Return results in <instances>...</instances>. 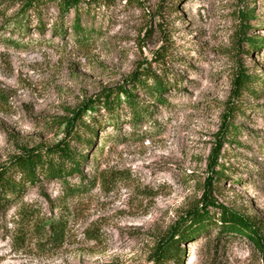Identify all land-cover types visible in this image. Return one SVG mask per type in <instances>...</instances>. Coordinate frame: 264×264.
I'll return each mask as SVG.
<instances>
[{
  "label": "rangeland",
  "instance_id": "374dc122",
  "mask_svg": "<svg viewBox=\"0 0 264 264\" xmlns=\"http://www.w3.org/2000/svg\"><path fill=\"white\" fill-rule=\"evenodd\" d=\"M21 5L0 0V164L56 142L72 111L147 70L166 89L158 102L136 85L146 105L136 123L126 105L116 108L117 127L104 109L83 114L97 132L90 150L91 135L81 145L94 185L65 196L58 180L26 183L0 212V264H153L157 241L205 192L260 220L264 236V50L240 39H264V0H81L65 12L42 0L23 13ZM239 60L261 79L258 96L245 95L233 114L213 168L224 176L209 188L208 157ZM23 207L30 218L19 216ZM216 235L210 227L180 240L178 264H264L248 240Z\"/></svg>",
  "mask_w": 264,
  "mask_h": 264
},
{
  "label": "trees",
  "instance_id": "16d2710c",
  "mask_svg": "<svg viewBox=\"0 0 264 264\" xmlns=\"http://www.w3.org/2000/svg\"><path fill=\"white\" fill-rule=\"evenodd\" d=\"M57 3L58 9L61 12L75 9L81 0H54ZM42 0H21V13L28 9H37ZM250 12H242L241 17H252ZM78 17L75 18L74 27L79 28ZM248 24H244L246 29ZM241 40L247 42L251 48L263 47L264 39L255 37L243 36ZM236 68L233 71L229 99L227 100L225 111L223 112L222 121L219 128V133L216 135L217 142L210 153L209 162L211 164V173L208 176L207 183L209 188H213L214 184L224 176L220 169L213 170L218 166L217 157L220 155V147H222L227 138L225 135L234 125L231 123L233 114L240 111L242 99L245 95L258 96L257 85L261 81L256 74H249L245 67H242V62L239 60ZM134 75L135 84L119 85L114 88L103 90L100 94L90 98L84 102L82 106L72 111L71 116L66 118L65 131L62 138L56 142L40 147H23L21 151L12 156L9 160L0 164V212H2L11 201H19V195L25 187L26 183L38 184L40 180H58L61 183L63 195L75 196L85 192L91 185H94V179L88 178L83 172L82 166L87 158V154H83L81 145L85 143L84 134L92 136L86 151L90 150L95 143L97 134L96 128L90 121L83 118V114L87 111H98L104 109L107 117L112 119L111 125L118 126L116 119V108L121 105H126L130 108V114L127 119L131 123L141 121L146 110V105L140 104L134 95L136 85L141 87L146 92L148 97L153 98L158 102H163L161 94L166 89V84L150 71ZM133 77V78H134ZM151 79V82L148 80ZM103 130V129H102ZM109 135L104 138L107 139ZM76 176L78 182L70 181ZM201 205L194 206L185 213L181 219L180 226H172L166 236L159 239L155 245L151 261L153 264H168L172 260L174 264H178V260L182 251L179 247V241L206 233L210 227H215L217 230L216 238L226 237H242L248 240L264 258V236L262 234L263 223L260 220L249 218L235 210L228 209L222 204L217 203L212 199L211 194L203 193ZM20 217L25 219L30 218L32 213L23 207L20 209ZM53 235L59 240L64 235V225L56 223L53 230Z\"/></svg>",
  "mask_w": 264,
  "mask_h": 264
}]
</instances>
